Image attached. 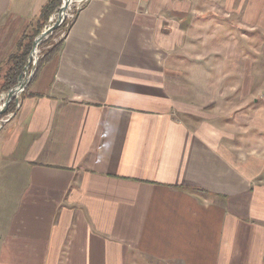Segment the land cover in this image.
Masks as SVG:
<instances>
[{"label":"crops","instance_id":"obj_1","mask_svg":"<svg viewBox=\"0 0 264 264\" xmlns=\"http://www.w3.org/2000/svg\"><path fill=\"white\" fill-rule=\"evenodd\" d=\"M46 2L0 0V67ZM185 2L70 18L0 131V264H264V75Z\"/></svg>","mask_w":264,"mask_h":264},{"label":"rangeland","instance_id":"obj_2","mask_svg":"<svg viewBox=\"0 0 264 264\" xmlns=\"http://www.w3.org/2000/svg\"><path fill=\"white\" fill-rule=\"evenodd\" d=\"M199 1L200 2H198L197 0L195 3H189L190 1L186 0L184 4L185 12H190V11L209 12L207 15L204 14V16L202 17L206 18L212 16L213 20L216 22L217 25L216 33L212 32L211 36L209 35H207V37L203 36V39H201V43L203 42L202 45L205 47L202 48L201 46L202 53L200 54L203 57L202 60L207 58L206 56L210 54L209 50L212 49L214 50V52L211 53L214 54L213 57L215 62L217 61V66L219 71L217 76H221V73L222 74L229 73V75L233 76L234 74V77H238L239 75L243 74L242 66H244V72L246 66L250 71L249 72L250 76H254L255 78L260 79L261 72L262 75H264L263 74L264 73V0H199ZM81 6L82 4L79 3V0H75V2L69 5V7H71L69 13L70 14L75 13L76 9ZM57 11L58 9L56 10L55 13H53L49 17L45 25H41L42 19L39 14L35 19H33L29 23L25 35L31 36L36 32V30H40L41 32L44 29H46L49 25H51L52 23L51 17L56 15ZM199 19L200 18H198L197 20ZM64 20L70 23V18L67 15L64 18ZM63 33H64L63 31L56 32L54 34L53 39L56 40L57 37L63 36ZM225 46H228V48L230 47L232 49V52H228V53L223 52L222 55L220 52H218V56L217 55L215 56V54L217 53L216 49H218V51L219 50L222 51L224 49L223 47ZM46 48H47L46 44L38 45L37 47L38 52L35 58L36 61H38V59L42 55V52ZM226 55L230 56V58L226 59ZM224 61L227 62L230 61V63H233V67L230 68L228 67L227 70L224 69V71L221 72L222 69H220L219 67H223V64L221 62ZM202 70L205 71L204 68ZM211 75L215 76L216 72L213 71ZM254 87L256 89H254ZM250 90L251 93L253 94L257 93L258 92L257 84H252V89ZM21 93L17 95V100L15 101V109L12 112L5 111L6 113L4 112L5 114L3 113L4 115L0 117V131L7 123L6 120L9 119V117L12 116L16 111L18 107L17 104H19V101L24 94ZM5 94L6 92L2 93L0 95V98ZM3 101L4 98L0 101V105L2 104Z\"/></svg>","mask_w":264,"mask_h":264},{"label":"trees","instance_id":"obj_3","mask_svg":"<svg viewBox=\"0 0 264 264\" xmlns=\"http://www.w3.org/2000/svg\"><path fill=\"white\" fill-rule=\"evenodd\" d=\"M61 3L62 0H47L40 11V16L42 19L41 25H45L47 23L49 17L56 12ZM69 25L70 23L64 20L61 25L47 39L40 43L41 45L46 44L47 48L42 52V55L37 61L31 81L35 79L41 67L51 59H53L60 52ZM60 31L64 32L63 36L57 37L56 40L53 39L54 34ZM38 33H40V30H36V32L31 36H27L24 34L18 41L15 51L8 55L3 65L0 67V95L7 92L10 88L17 84V78L23 72V68L27 63V57L31 49L33 37ZM30 69L31 65L29 67V71ZM25 90L26 87L21 94H23ZM14 109L15 100L13 99L9 103L6 112H12ZM4 114H1L0 117Z\"/></svg>","mask_w":264,"mask_h":264},{"label":"water","instance_id":"obj_4","mask_svg":"<svg viewBox=\"0 0 264 264\" xmlns=\"http://www.w3.org/2000/svg\"><path fill=\"white\" fill-rule=\"evenodd\" d=\"M69 3L70 0H62V3L58 8L57 17L55 21L51 25H49L46 29L41 31L37 36L34 37L31 44V51L28 54L27 63L23 68V72L18 76L17 84L6 92V97L2 102V104L0 105V115L7 110L9 103L13 99L15 101L17 100V95L21 93L25 89V87L30 83L37 62L36 59L32 60L33 48L37 42L40 44L44 39L50 36L61 25V23L64 21V18L66 17V11L68 9ZM30 65H31V69L29 71Z\"/></svg>","mask_w":264,"mask_h":264},{"label":"bare ground","instance_id":"obj_5","mask_svg":"<svg viewBox=\"0 0 264 264\" xmlns=\"http://www.w3.org/2000/svg\"><path fill=\"white\" fill-rule=\"evenodd\" d=\"M63 15H64V14H63ZM56 17H57V14L51 17L52 23L55 21ZM52 23H51V24H52ZM38 45H39V43L37 42V43L35 44L34 48H33V51H32V60L35 59L36 56H37V52H38L37 47H38ZM5 97H6V94L0 98V101H1L3 98H5Z\"/></svg>","mask_w":264,"mask_h":264},{"label":"built area","instance_id":"obj_6","mask_svg":"<svg viewBox=\"0 0 264 264\" xmlns=\"http://www.w3.org/2000/svg\"><path fill=\"white\" fill-rule=\"evenodd\" d=\"M87 1H88V0H79V3L83 5V4L86 3ZM73 2H75V0H70L69 5H70L71 3H73ZM78 8H80V7H78ZM78 8H77V9H78ZM77 9H76V10H77ZM69 10H71V7L68 6V11H66V15H67L69 18H71V17H73L74 13H73V14H70V13H69ZM17 105H18V104H17ZM10 117H11V116H10ZM10 117H9V119H10ZM9 119H7L6 121H8Z\"/></svg>","mask_w":264,"mask_h":264}]
</instances>
